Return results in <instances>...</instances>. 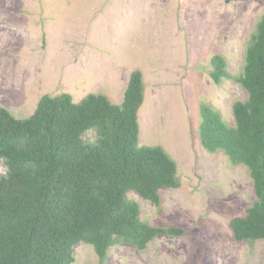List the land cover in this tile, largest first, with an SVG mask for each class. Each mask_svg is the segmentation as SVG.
I'll return each instance as SVG.
<instances>
[{"label":"rangeland","instance_id":"obj_1","mask_svg":"<svg viewBox=\"0 0 264 264\" xmlns=\"http://www.w3.org/2000/svg\"><path fill=\"white\" fill-rule=\"evenodd\" d=\"M263 14L264 0H0V107L16 118H29L45 95L120 104L131 72L144 74L140 145L163 148L181 186L161 191V211L129 198L143 221L186 234L161 235L144 251L115 246L105 264H264V240L236 243L228 226L255 200L247 168L199 138L203 105L235 125L233 105L247 93L234 80L216 85L212 60L222 56L239 76ZM75 264H99L93 247L77 245Z\"/></svg>","mask_w":264,"mask_h":264},{"label":"trees","instance_id":"obj_2","mask_svg":"<svg viewBox=\"0 0 264 264\" xmlns=\"http://www.w3.org/2000/svg\"><path fill=\"white\" fill-rule=\"evenodd\" d=\"M211 80H234L247 93L233 105L235 125L209 105L201 107L199 138L209 153L223 152L247 168L255 200L229 221L236 243L264 240V14L234 77L222 56ZM144 74L131 72L123 101L103 94L75 103L70 94L43 96L34 113L16 118L0 107V264H75V247H93L99 264L126 244L144 251L159 236L181 237V227L141 219L137 194L162 210L161 191L178 189L177 163L161 147L140 145ZM94 131L93 143L84 135Z\"/></svg>","mask_w":264,"mask_h":264},{"label":"crops","instance_id":"obj_3","mask_svg":"<svg viewBox=\"0 0 264 264\" xmlns=\"http://www.w3.org/2000/svg\"><path fill=\"white\" fill-rule=\"evenodd\" d=\"M133 72V71H132ZM130 77V76H129Z\"/></svg>","mask_w":264,"mask_h":264}]
</instances>
